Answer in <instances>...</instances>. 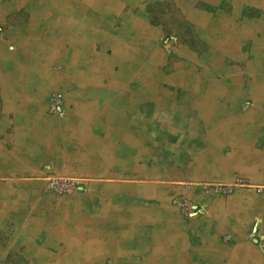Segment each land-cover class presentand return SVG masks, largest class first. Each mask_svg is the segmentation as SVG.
Here are the masks:
<instances>
[{
  "label": "crops",
  "instance_id": "crops-1",
  "mask_svg": "<svg viewBox=\"0 0 264 264\" xmlns=\"http://www.w3.org/2000/svg\"><path fill=\"white\" fill-rule=\"evenodd\" d=\"M0 26L45 59L0 69V264H264V0H0Z\"/></svg>",
  "mask_w": 264,
  "mask_h": 264
},
{
  "label": "rangeland",
  "instance_id": "rangeland-1",
  "mask_svg": "<svg viewBox=\"0 0 264 264\" xmlns=\"http://www.w3.org/2000/svg\"><path fill=\"white\" fill-rule=\"evenodd\" d=\"M1 32H2V30H1V26H0V33ZM156 45L157 44H150L149 47L154 48L155 51H158L159 49L156 47ZM101 46H102L103 50L101 49L99 51L105 52L108 55H112L114 48L117 49V52L119 55H124V56H126L127 54H134L132 50L133 49L135 50V48H133L135 45H128V44L121 46L118 44L107 43V44L101 45ZM4 47L5 46L2 45L0 42V69L17 70V69H28V68H32V67L33 68H42V64H44L45 59L44 58L42 59V57H41L42 54H34L33 55L30 53L31 54L30 57L21 58V56H20L21 51L17 49V52L14 56L11 55L10 53H7L6 55H4V53L2 52V48H4ZM122 47H123V49H122ZM84 48H88V49L91 48V49L95 50L94 45L93 46L92 45H89V46L86 45V46L82 47V49H84ZM129 48L132 50H130ZM136 48H139V47H136ZM77 49H78V45H75V44L68 45L67 48L66 49L64 48V50H63V53L66 54L65 55L66 58H62L60 61H54L53 63L49 64L48 69L49 70H55V69L68 70L67 65H66V63H70V59L68 56L71 57V55L75 51H77ZM124 49H125L126 53H125ZM126 49L130 50L132 53H130ZM150 55H151V53H150ZM99 61L100 60L98 59V61H96V64H94V65L89 64V62L86 63L87 69L102 70L103 68L98 63ZM108 61L110 63L114 64V66L111 68L112 70L117 68L118 71H121L120 65L122 64V62L120 60H115V61L114 60H108ZM134 61H136V66L140 65V67H141V62H140L141 60L140 61L134 60ZM134 61H132L131 63L132 64L135 63ZM127 63H128V61H127ZM117 73H119V72H117ZM57 94L58 93L56 91H52L51 96H50V101H51L52 97L54 95H57ZM61 106H62V102H61ZM61 111L62 110H60V112H53L50 108V112L53 114H59V113H61ZM70 180H74V178L67 177V176H59V175H55V174L54 175L50 174V177L47 179L49 188L51 190L59 193V194L69 193L65 190L64 184H67ZM255 183L256 182L254 181V179L249 178L247 175L234 174V175H231V178L228 181H216V180H210V181L206 180V181H200V182H197V181L192 182L191 181V182L186 183V185L189 187L193 186L195 189L200 188V189H203L205 191L210 190L212 192H223V193H225V192H229L232 187L237 186L239 184L253 185Z\"/></svg>",
  "mask_w": 264,
  "mask_h": 264
},
{
  "label": "built area",
  "instance_id": "built-area-1",
  "mask_svg": "<svg viewBox=\"0 0 264 264\" xmlns=\"http://www.w3.org/2000/svg\"><path fill=\"white\" fill-rule=\"evenodd\" d=\"M60 95H54L50 101V108L53 112H60L61 110V99ZM79 185V180H70L67 184H64L65 190L71 192L75 190Z\"/></svg>",
  "mask_w": 264,
  "mask_h": 264
},
{
  "label": "bare ground",
  "instance_id": "bare-ground-1",
  "mask_svg": "<svg viewBox=\"0 0 264 264\" xmlns=\"http://www.w3.org/2000/svg\"><path fill=\"white\" fill-rule=\"evenodd\" d=\"M122 49H123V47H122ZM43 50V49H42ZM127 50V49H126ZM124 51H125V49H124ZM116 52V51H115ZM76 53H77V51H76ZM125 53H126V51H125ZM74 54V53H73ZM116 54H117V52H116ZM37 62V61H36ZM74 63V62H73ZM47 66V65H46ZM46 68V67H45ZM40 69V68H39ZM58 77V76H57Z\"/></svg>",
  "mask_w": 264,
  "mask_h": 264
}]
</instances>
